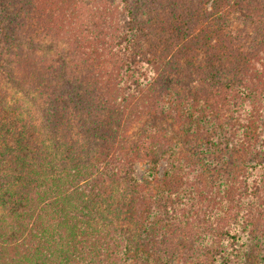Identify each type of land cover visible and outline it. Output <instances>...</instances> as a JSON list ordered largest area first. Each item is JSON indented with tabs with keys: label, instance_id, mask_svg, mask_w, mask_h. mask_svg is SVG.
Returning <instances> with one entry per match:
<instances>
[{
	"label": "trees",
	"instance_id": "trees-1",
	"mask_svg": "<svg viewBox=\"0 0 264 264\" xmlns=\"http://www.w3.org/2000/svg\"><path fill=\"white\" fill-rule=\"evenodd\" d=\"M0 208V264H264V0H0Z\"/></svg>",
	"mask_w": 264,
	"mask_h": 264
},
{
	"label": "rangeland",
	"instance_id": "rangeland-1",
	"mask_svg": "<svg viewBox=\"0 0 264 264\" xmlns=\"http://www.w3.org/2000/svg\"><path fill=\"white\" fill-rule=\"evenodd\" d=\"M34 42H38V40H35ZM39 44V48L42 51V53H44L46 55V58L52 59L51 61H55V62H60V59L63 57L61 55H63L65 53V57L67 59V61L71 62V59H73L74 56V52L71 49V47H69V43L65 42L62 39H55L53 37H47V38H43L40 42H38ZM31 46H29L30 48ZM76 65V64H75ZM4 79V78H3ZM2 79V81H3ZM5 81V79H4ZM4 83V82H3ZM3 88H5L6 92L9 95V98H11V100L13 102L15 101H21L23 102L27 107H29L33 112H36V107L32 106V101H30V99H28L25 95V93L23 92H19L17 91L15 88H13L12 86H10V84H2ZM237 101H239L238 99H236ZM179 134L175 135V133L173 134V132H169V138L171 140V142L178 148V150L183 149V144L181 143L182 137H178ZM198 158L199 155L195 154ZM228 155V159H230V161H236L235 159V155L233 154H226ZM232 158V159H231ZM164 166L165 163L162 164V168H161V174H163L164 171ZM147 171V163L145 162H138L135 166V172H134V176L135 178L140 181L143 182L144 178H145V174ZM2 214V209L0 208V215ZM0 220H2V218H0ZM8 221H11V219H8ZM4 222V221H3Z\"/></svg>",
	"mask_w": 264,
	"mask_h": 264
}]
</instances>
